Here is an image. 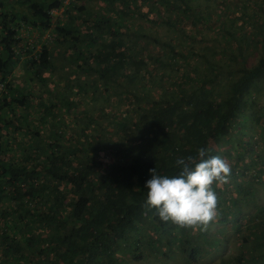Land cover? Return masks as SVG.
<instances>
[{
  "label": "trees",
  "instance_id": "1",
  "mask_svg": "<svg viewBox=\"0 0 264 264\" xmlns=\"http://www.w3.org/2000/svg\"><path fill=\"white\" fill-rule=\"evenodd\" d=\"M63 1L0 0V264H264V202L243 178L264 182V38L255 63L246 46L222 60L145 26L206 22L193 0ZM199 147L231 166L207 231L142 206L148 170L174 175Z\"/></svg>",
  "mask_w": 264,
  "mask_h": 264
},
{
  "label": "rangeland",
  "instance_id": "2",
  "mask_svg": "<svg viewBox=\"0 0 264 264\" xmlns=\"http://www.w3.org/2000/svg\"><path fill=\"white\" fill-rule=\"evenodd\" d=\"M69 1L70 0H64L63 4L67 5ZM221 2H224L223 6L219 5V3H221ZM77 3L78 4H84L85 3V4H87L88 7L91 8V10H96L97 6H99V4H101L103 2H101V0H78ZM192 3H194L195 9L198 8L197 13H199L201 16H203V18L206 20V22H204L202 20H196L195 24H191L188 19H182L181 21L179 20L180 21L179 26H183V29H184V33H182V34H180V32H179V30H181V29L177 28V24L175 26H173L170 24H166L165 22H162V21H158V22H154V23H152L150 21H147L145 23V21H143V23H145V26L147 24L148 26L152 27V29H153L152 33L158 34V35L160 34V36L161 35H168L172 38L175 37V38H177L176 42L178 40H182L185 42V45L187 47H189L191 44H194L196 46V48H200V49L201 48H209V51L207 50L208 56L212 53L211 50H216L218 53V57H220V55H221L222 60H225V59L227 60L230 57V53H229V51L223 50L220 45H226V47H228V48L231 47L234 50H237L240 47L246 46L245 47L246 49H244V51L246 50V53H247L246 57H248L249 63H255L257 61V59L261 55L262 49H263L262 44L258 43L255 39H256V35H258V34L260 35L259 37L264 38V0H198V1L193 0ZM116 4H118V0H116ZM62 10L63 9L53 11L55 16H56V20L58 18L61 20V22H62V20H65V16H63V14H62ZM170 14H171L172 18H175V16L177 15V12L173 10L172 12H170ZM254 15L256 16L257 20L253 19ZM180 16H183V14L181 13ZM216 16H217V18H216ZM177 18L179 19V17H177ZM180 18H182V17H180ZM240 18H242V19H240ZM135 19L138 20L140 18H135ZM233 19L235 20V23H232L231 20H233ZM56 20L54 19V21H56ZM140 20H142V19H140ZM207 22H209V23H207ZM224 22H227V23L225 26H223V28L225 30H228V32L233 31L235 28L236 29L234 31L235 35H233V36L228 35L227 34L228 32H226L223 36L219 35V33H222L219 31V27H221ZM132 27H133V25H132ZM28 29L29 30H27L26 28H23L21 33L24 35H30L31 34L32 38H33V36L40 35L37 32L32 31L30 28H28ZM186 32L189 34H193L195 36V39L193 40L192 43L189 42L187 35H185ZM49 37L50 36H49L48 32H45L44 34H42L43 40H46ZM254 37H255V39H254ZM219 42L221 44H219ZM154 45H155L154 49L156 51H158L159 46H157L156 44H154ZM48 46L50 48H52L53 44L48 43ZM37 48L38 49L40 48V43L37 44ZM196 57H195V55H193L191 58L193 60ZM200 60H202V59H200ZM181 61L182 60H180V62ZM231 62L234 65V67H236V63H234V61H231ZM167 68H170V66H168ZM20 72H21V70L18 69L17 72L14 74L19 75ZM159 72L161 73V72H163V70L160 69ZM63 73H65L64 70H58L57 68L53 69L52 73H50V76H51L50 80L55 82L58 78L57 77L58 74L61 75ZM46 75H48V73H46ZM15 80L17 81V79H15ZM162 81L165 84L169 83V81H170L169 76L164 75L162 77ZM56 87L60 88L61 86L56 85ZM110 94H111V98H114L115 95L112 93V91ZM101 98H103V97H101ZM251 132H254V130H252ZM254 140L259 141L258 137H254ZM224 153H225V151H224ZM229 153H231V151ZM228 156L229 155L225 153L224 159H227ZM261 168L264 169V166L262 165V163H259L255 166L256 170H259V169L261 170ZM256 173L257 172L254 173V171H250L248 169V174L245 175V177H243V178L248 179L253 185H255L257 187V196L255 197L256 201L257 202H264V182L261 180L256 181V178H257L255 175ZM262 177H264V174ZM242 206H243V208H250L252 205L250 204V202H248L245 206H244V204H242ZM230 224H231L230 222H226L227 227H223V223L214 224L212 229H211V232H215V230L218 227L222 226L223 227L222 232L225 235H228V237H230L231 236ZM232 245H235V241L232 242ZM141 264H173V263L170 260L166 263H159V262H155L153 260H149V261H144Z\"/></svg>",
  "mask_w": 264,
  "mask_h": 264
},
{
  "label": "clouds",
  "instance_id": "3",
  "mask_svg": "<svg viewBox=\"0 0 264 264\" xmlns=\"http://www.w3.org/2000/svg\"><path fill=\"white\" fill-rule=\"evenodd\" d=\"M208 152L209 149L199 147L196 156L177 158L178 172L174 175L149 169L142 206L154 208L163 222L193 231H207L219 217L214 185L227 184L231 176V166L220 156L208 155Z\"/></svg>",
  "mask_w": 264,
  "mask_h": 264
}]
</instances>
